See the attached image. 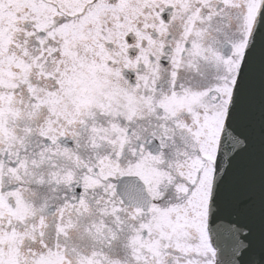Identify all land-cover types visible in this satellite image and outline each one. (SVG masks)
Masks as SVG:
<instances>
[{
	"label": "snow or ice",
	"instance_id": "snow-or-ice-1",
	"mask_svg": "<svg viewBox=\"0 0 264 264\" xmlns=\"http://www.w3.org/2000/svg\"><path fill=\"white\" fill-rule=\"evenodd\" d=\"M0 264H264V0H0Z\"/></svg>",
	"mask_w": 264,
	"mask_h": 264
}]
</instances>
